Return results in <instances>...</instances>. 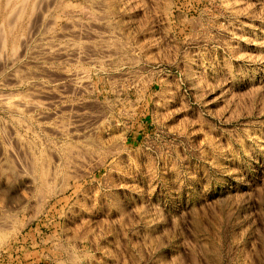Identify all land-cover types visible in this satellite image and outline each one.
Wrapping results in <instances>:
<instances>
[{
    "label": "rangeland",
    "instance_id": "obj_1",
    "mask_svg": "<svg viewBox=\"0 0 264 264\" xmlns=\"http://www.w3.org/2000/svg\"><path fill=\"white\" fill-rule=\"evenodd\" d=\"M35 1L0 0V264H264V0Z\"/></svg>",
    "mask_w": 264,
    "mask_h": 264
},
{
    "label": "bare ground",
    "instance_id": "obj_2",
    "mask_svg": "<svg viewBox=\"0 0 264 264\" xmlns=\"http://www.w3.org/2000/svg\"><path fill=\"white\" fill-rule=\"evenodd\" d=\"M21 1H22V0H21ZM36 1H37V0H36ZM36 1H35V2H36ZM7 2H10V1H6V6H7ZM11 2H12V1H11ZM16 2H17V1H16ZM25 2H26V1H25ZM41 2H42V1H41ZM33 3H34V2H33ZM22 4H23V3H22ZM25 4H26V3H25ZM39 8H40V7H39ZM39 8H38V9H39ZM22 9H24V8H22ZM15 10H16V9H15ZM34 10H35V9H34ZM13 13H14V12H13ZM16 13H17V12H16ZM31 13H32V12H31ZM19 14H20V13H19ZM14 16H15V15H14ZM20 16H21V15H20ZM21 17H22V16H21ZM9 18H10V17H9ZM15 18H16V17H15ZM20 19H21V18H20ZM31 21H32V20H31ZM10 22H11V21H10ZM15 22H16V21H15ZM12 23H13V21H12ZM32 23H33V22H32ZM9 25H11V23H10ZM28 25H29V24H28ZM13 26H14V25H13ZM10 27H11V26H10ZM1 28H2V26H1ZM1 28H0V29H1ZM13 28H14V27H13ZM13 28H12V29H13ZM28 28H29V27H28ZM13 30H14V29H13ZM26 30H27V29H26ZM2 32H3V30H2ZM1 36H2V35H1ZM3 37H4V36H3ZM1 38H2V37H1ZM22 38H23V37H22ZM3 39H4V38H3ZM1 41H2V40H1ZM3 43H5V42H3ZM3 43H1V44H3ZM3 45H4V44H3ZM4 46H5V45H4ZM0 47H1V46H0ZM3 48H5V47H3ZM11 50H12V49H11ZM17 51H18V50H17ZM11 53H12V52H11Z\"/></svg>",
    "mask_w": 264,
    "mask_h": 264
}]
</instances>
